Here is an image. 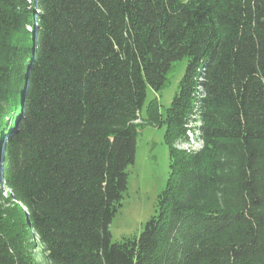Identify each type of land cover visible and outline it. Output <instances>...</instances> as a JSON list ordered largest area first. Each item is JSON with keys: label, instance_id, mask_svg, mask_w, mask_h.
Segmentation results:
<instances>
[{"label": "trees", "instance_id": "trees-1", "mask_svg": "<svg viewBox=\"0 0 264 264\" xmlns=\"http://www.w3.org/2000/svg\"><path fill=\"white\" fill-rule=\"evenodd\" d=\"M147 123L166 182L113 240ZM0 264H264V0H0Z\"/></svg>", "mask_w": 264, "mask_h": 264}, {"label": "rangeland", "instance_id": "rangeland-1", "mask_svg": "<svg viewBox=\"0 0 264 264\" xmlns=\"http://www.w3.org/2000/svg\"><path fill=\"white\" fill-rule=\"evenodd\" d=\"M185 65L186 58L176 61L167 74L164 88L157 93L148 88L147 98L157 96L161 108H166L177 89ZM163 132L164 126L148 123L139 126L135 161L129 167L127 191L122 205L109 224L113 240L129 234L138 236L145 221L154 213L157 195L164 187L168 175V149L163 140ZM187 135L188 140L176 146L187 151L199 149L202 141L194 134V130L190 128ZM2 191L6 194L7 188H2Z\"/></svg>", "mask_w": 264, "mask_h": 264}, {"label": "built area", "instance_id": "built-area-1", "mask_svg": "<svg viewBox=\"0 0 264 264\" xmlns=\"http://www.w3.org/2000/svg\"><path fill=\"white\" fill-rule=\"evenodd\" d=\"M195 135H197V137H198V133H196ZM190 138H191V136H190Z\"/></svg>", "mask_w": 264, "mask_h": 264}, {"label": "clouds", "instance_id": "clouds-1", "mask_svg": "<svg viewBox=\"0 0 264 264\" xmlns=\"http://www.w3.org/2000/svg\"><path fill=\"white\" fill-rule=\"evenodd\" d=\"M198 139H200V138L198 137Z\"/></svg>", "mask_w": 264, "mask_h": 264}]
</instances>
